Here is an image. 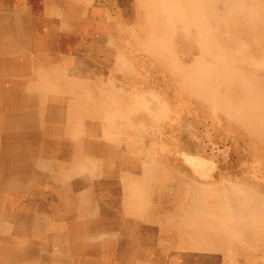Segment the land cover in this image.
Wrapping results in <instances>:
<instances>
[{"label":"crops","instance_id":"0c3cea01","mask_svg":"<svg viewBox=\"0 0 264 264\" xmlns=\"http://www.w3.org/2000/svg\"><path fill=\"white\" fill-rule=\"evenodd\" d=\"M22 1L24 0H0V5L17 10V13L7 15L0 13V57L7 60L14 57V61L9 62V67L14 68L13 80L1 74L0 83L19 85L21 92L25 93L23 108L29 106L31 114L37 115L40 121L46 122L51 130V125L61 126L64 143L68 142L67 147H62L61 152V164L64 169H68L76 161L93 165L94 175L88 172L85 166L82 170L96 178L108 179L113 185L110 192L113 196V202L110 203L111 209L108 213L100 214V217L89 224L92 227L90 233L98 230L108 231L112 234V239L96 246L95 249L86 251L71 241L74 231L80 233L86 231L84 224L88 223L92 217L85 216L83 210L78 209L77 216L70 215L67 220H63L68 217L65 211L66 206L63 204L50 206L49 211H62L66 216L62 217L60 226L65 238L62 243L65 247L64 251L72 259V262L67 264H242V257L239 254L229 253V251L225 253L217 249L214 237L218 234L215 235L212 228L217 223L225 227L228 242L232 241L229 240L228 233L231 225L236 226L238 232H241L244 217L240 218L237 212L230 210L228 199L231 196L230 202L241 200L237 196L238 192L249 191L250 194H261L260 189L264 188L261 136L255 131L251 134L244 120L228 113H215L210 108L180 112L166 124L161 134L160 151L165 164L171 168L162 172L163 176L160 174L152 176V166L146 157V142L143 139L147 131L144 126L138 127L129 121L132 115L129 110H126L124 115H115V124L109 125L101 115L95 125L87 124L85 127L86 124H84L83 129L79 130L78 141H76L70 137V134H66L67 111L64 110V104L68 101L69 106L71 105L69 98L66 100L60 93L57 99L61 100V105L57 106L54 103L49 112L38 111L36 101L38 98L30 97L28 93L37 91L48 93L51 84H48V87L37 83L31 84V82L27 84L24 78L33 68L49 69L48 67L52 66V71L55 72L54 68L58 67L56 64L58 55L83 57V61L86 62L89 56L93 58L100 48L110 46L109 41L113 38L107 29V23L102 19L103 12L97 10V2L76 4L74 0H31L32 6L28 8L20 6ZM129 1L119 0L123 6H128ZM129 15L131 10L126 9L120 13L119 17L126 20V16ZM69 16L71 20L78 23L79 32H82L83 38L90 42L88 45L79 41V35L75 31L65 27L63 21ZM45 19L50 20V25L46 29ZM81 29H84V33ZM127 30L138 33L137 29L134 32L132 26ZM175 30L176 28L171 34ZM15 39L19 42L18 46L14 44ZM171 39L173 36L149 38L146 39L148 42L145 45L151 44L158 50L169 49ZM164 40L166 43L163 42ZM23 43L27 46H23ZM162 53H168V51ZM118 57L112 53L109 56L96 54L94 59L98 67L116 66L117 70L114 68L113 74L122 73L127 86L129 85L127 80L134 79L135 74L129 75L128 70H122L121 68H126L127 62ZM16 61L18 63L13 65ZM174 63L172 67L175 66ZM0 68L4 71L2 65ZM120 70H122L121 73ZM177 72L172 68L171 75L173 77L180 75L174 74ZM96 76L101 77L100 74ZM66 81L68 84V75ZM96 83L99 84L98 81ZM149 83L146 80V85ZM127 92L133 100V92L128 91L127 88L122 90L125 96ZM97 93L100 92L96 91L95 94ZM131 103L134 105L133 110L136 111L142 109L151 114V104H154L155 109L152 112L156 114L161 112V102L150 94L146 96L143 103L135 104L133 101ZM234 108L240 109L239 105H235ZM68 112L73 116L72 119L70 115L68 116L69 122L75 125L73 120L78 113L70 109ZM109 116H112V113H109ZM49 118L54 121H49ZM86 128L93 134V138L82 142V136L87 137L84 133ZM107 130L112 135L110 142L102 139L101 132L106 131L107 135ZM137 132L141 133L135 135ZM120 133L128 134L131 138L136 137L137 143L134 146L123 147V144L119 143ZM94 141L95 145L87 143ZM66 148L69 151L67 155ZM117 148L123 149L124 154L117 153ZM130 152H132L131 155ZM133 155L138 157L139 161L142 160L143 165L142 162L139 165L140 168L142 167L141 170L134 164ZM47 158L49 157L47 156L46 160ZM125 168L126 170H123ZM123 174L132 176L133 181H126ZM58 179L53 175L51 180L58 183ZM99 182L100 180L96 179V183ZM130 184L134 185L133 190L128 188ZM83 187L84 185L81 184L80 188ZM80 188L79 191H81ZM90 188L94 190L93 183ZM128 194L141 197L138 201L132 198L133 205L130 206L127 204L128 201H124ZM203 205L210 207V215ZM208 217H211V220H207ZM78 221L83 223L81 229ZM221 240L223 242V238ZM51 250L54 251V248Z\"/></svg>","mask_w":264,"mask_h":264},{"label":"rangeland","instance_id":"374dc122","mask_svg":"<svg viewBox=\"0 0 264 264\" xmlns=\"http://www.w3.org/2000/svg\"><path fill=\"white\" fill-rule=\"evenodd\" d=\"M74 1L76 4L97 2L99 8L97 10L103 12L102 19L107 23V29H109L113 40L109 41L110 46L106 45L95 52L93 58L89 56L86 62L83 61V57L58 55L56 58L58 67L54 68L55 72L52 71V66H49V69L33 68L30 74L24 78L25 82L27 84L37 83L44 87L51 84L52 89L51 92V89L48 88V93L42 91L28 93L30 97L38 98L36 100L38 111L49 112L54 102L58 100L60 93L66 100L69 98L71 104L69 106L67 101L64 104V110L70 109L72 112L78 113L86 124L92 125L94 119L98 122L100 115L102 118L107 117L109 113H112V116L124 115L126 110H129L132 114L129 121L138 127L144 126L147 131L143 139L146 142L145 154L152 166V176L158 174L163 176L162 172L171 170V168L165 164L160 151L161 134L166 124L180 112L195 109L196 105V109H212L211 101L207 97L214 94H220L222 99L234 103V106L239 105V108L244 102H261L262 110H264V0H233V8L226 7L223 0H197L196 2L182 0L184 9L190 15L198 16L199 14L202 18L204 17L208 27L207 36H209L208 33L210 36L202 41L203 47L201 41H198L199 30L193 28L194 25L188 32L184 29H176L171 34L172 28L170 30L165 27V17L161 18L160 15L153 14L154 9L165 6V0H130L128 6L121 5L119 0ZM169 4L175 6L176 0H169ZM20 6L31 8L32 1L24 0ZM126 9L131 10V15L126 16V20L121 19L119 15ZM63 22L67 29L73 30L79 35L80 42L87 45L90 43L83 38L82 32H79L78 23L71 20V16ZM131 26L134 27V32L137 29L138 33L129 32L127 29ZM174 27H179L178 23L174 24ZM67 29L66 31H68ZM81 30L84 33V29ZM163 36H173L169 43V49L158 50L151 44L145 45L148 42L146 39ZM211 43H213V48H216L214 57L209 50L212 48L209 46V44L212 45ZM14 44L18 46L19 42L15 39ZM23 46H27V44L23 43ZM164 51H168V53H162ZM110 53L119 56L118 58H122L123 61L126 60L127 66L125 69L121 68L122 70H128L129 75L135 74L134 79L127 80L129 85H125V79L121 75L122 70H120L121 74H113L115 71L113 69L117 70L116 66L98 67L96 65L94 59L96 54L109 56ZM196 59L200 61L198 64L196 63L198 66L216 67L217 72L207 71L208 75L203 78V82L199 84L194 82L193 85L180 75H175V77L171 75L173 61L177 62L180 69H185L194 66ZM234 72L242 73L247 78L246 82L237 81V79L229 80V74ZM96 74H100L101 77H97ZM112 77L115 78L112 79ZM146 80L150 82L149 85H146ZM227 80H229V84H227ZM97 81L99 84L96 83ZM124 88L133 92V100L130 99L131 96L128 95V92L127 96L122 93ZM96 91L100 93L95 94ZM205 91L208 92L207 97ZM149 94L161 102V112L152 116L142 109L140 111L133 110L134 105L131 102L143 103ZM91 97L93 99L95 97V100ZM127 104L129 105L127 106ZM29 113L31 110H25L19 115H28ZM11 117L17 118V114L13 113ZM261 120H264V115L261 116ZM88 131L86 128L84 133L87 137L82 136V142L93 138V134ZM250 133L253 134L252 131ZM135 135H138V132ZM260 141L262 170L264 171V135L261 136ZM117 153L124 154L123 149L117 148ZM129 154L131 155L132 152ZM129 154L127 155L129 156ZM132 158L135 160L136 167L141 170L142 167L140 168L139 165L142 160L139 161L138 157H134V155ZM244 244L247 250L252 249L253 246L261 245L247 242L241 245Z\"/></svg>","mask_w":264,"mask_h":264},{"label":"bare ground","instance_id":"6f19581e","mask_svg":"<svg viewBox=\"0 0 264 264\" xmlns=\"http://www.w3.org/2000/svg\"><path fill=\"white\" fill-rule=\"evenodd\" d=\"M194 1L196 2L197 0ZM223 2L228 8H233L234 6L233 0H223ZM164 4V7L154 9L153 14L160 15L159 17L161 18L165 17V27L170 30L171 28L172 30L176 28L184 29V31L188 32L190 27L194 25L193 28L199 30L198 41H201V46L203 47L204 44L202 41L210 36L209 33V36H207L206 30H208V27L204 21V17L202 18L199 14L198 16L195 14L190 15L188 11L184 9L182 0H176L175 6L170 5L169 0H165ZM140 12H142L141 9ZM0 13L7 15L9 13H17V10L0 5ZM176 23H178L179 27H174ZM49 25L50 20L45 19V29ZM249 32L251 33V31ZM211 44L212 45L209 44V46L212 48L209 50L210 54L213 55L214 49L216 48H213V43ZM0 61V65L4 68V71L0 68V75L4 74L7 78L13 80L14 68L9 67V62H13L14 57L8 60L0 57ZM199 62L200 61L196 59L194 66L185 69H180L178 64L174 63L175 66L172 68L178 71L174 74H180L187 79L189 84L193 85L194 82L198 84L203 82V78H206L208 75L206 74L207 71L211 73L217 72L216 67L208 68L205 66L203 68L198 66L197 64ZM17 63L18 61L14 62L13 65ZM234 73L229 74V80L237 79V81L246 82L247 78L242 75V73ZM255 79L258 80L259 78ZM229 80H227V84H229ZM226 88L228 89V86ZM207 94L208 92L205 91L206 97ZM33 98H35V96ZM207 98L211 101V107L215 113H228L238 117V119L245 121V125L252 132L255 131L260 136L264 135V120H261V116L264 115V110H262L261 102H244L241 108L236 110L234 108V103L232 104L231 102L225 101L220 94H214ZM24 100L25 93L23 94L21 92L19 85L14 83H0V264L71 263L72 259L67 256V253L64 251L65 247L62 245L65 238L63 237V230L60 224L62 223V217L65 218L66 216L62 211H49L50 206L62 204L66 206L65 211H67L68 217L63 220H67L70 215L77 216L78 209L83 210L85 216L92 217L88 223L84 224L86 231H84V233L74 231L71 241L80 245L81 248H84L86 251L95 249L96 246H100L104 242H108L112 239V234L108 231L98 230L95 233H90L89 231L92 232V227L89 226V224H92L95 218L100 217V214L108 213L111 209L110 203L111 201L113 202V196L110 192L113 185L108 179L96 178L88 175L85 170H82L85 166L86 170L94 175L95 167L93 165H85L80 161H76L74 165H70L68 169H64L61 164V152L62 147H67L68 142L66 141L67 143H64L61 126L56 127L50 124L52 126L51 130L49 125L44 121H40L35 114L32 115L29 113L28 115H19L25 110H30L29 106L23 108ZM60 102L61 100L58 99L54 103L59 106ZM154 109L155 105L151 104L152 116L156 115V113L152 112ZM66 111V134H70V137L78 141L77 135L79 134V130L81 126L86 123L79 117V114H77L73 120L75 125L71 124L68 116L72 113L68 112V110ZM13 113L17 114V118L11 117ZM69 117L70 119L73 118L72 115ZM103 119L109 125L115 124L116 122L114 116L108 115ZM48 120L54 121L51 118ZM95 123L96 121L94 120L92 125H95ZM85 127H87V124ZM101 133L103 140H106V142L112 141L110 131H108L107 135L106 131H102ZM138 133L140 134L141 132ZM118 137L120 140L119 143L123 144V147L130 145L134 146L137 143L136 137L131 138L128 134L120 133ZM90 142L87 143L91 145L95 143V141L92 143ZM100 143L103 144V142ZM68 153L69 151H67L66 148V155ZM47 156L49 158L46 160ZM199 162L203 163L200 160ZM123 170H126V168ZM53 175L59 178L58 183L51 180ZM78 176H80V178ZM123 178L126 181H133L132 176L129 177L126 174H123ZM96 179L100 180V182L96 183ZM92 183L94 184V190L90 188ZM81 184L84 185L82 189L80 188ZM79 188L81 191H79ZM128 188L133 190L134 185L130 184ZM260 190L261 194L255 195L250 194L249 191H245V193L238 192L239 194L237 196L241 199L239 201L237 199L230 202L231 196H229L228 202L230 210L237 212L238 217H244L240 233L236 226L231 225L228 229L230 235L229 240L232 241H226L228 240L227 229L222 227L220 223H217V225H214L212 228L213 233L215 235L218 234L217 237H214V241L218 246L217 249L225 251V253L229 251V253L239 254L242 257V264H250L251 261V264H264V188ZM140 197L141 196L128 194L125 196L124 201H128L127 204L131 206L133 205V199L138 201ZM203 207L207 209V212L209 211L208 214L210 215V207L206 205H203ZM46 208L48 210H46ZM206 219L211 220V217ZM78 222L81 229L83 223L81 221ZM238 235H240V237H238ZM222 238L223 242L225 239V243L222 242ZM245 242L261 245H257L256 247L253 246L252 249L247 250L245 244L241 245ZM51 248H54V251L51 250Z\"/></svg>","mask_w":264,"mask_h":264}]
</instances>
